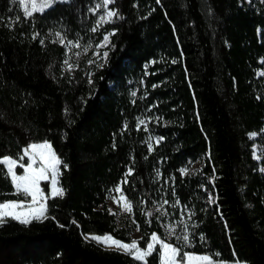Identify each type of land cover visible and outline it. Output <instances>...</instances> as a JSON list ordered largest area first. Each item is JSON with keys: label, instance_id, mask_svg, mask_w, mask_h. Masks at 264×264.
<instances>
[{"label": "trees", "instance_id": "trees-1", "mask_svg": "<svg viewBox=\"0 0 264 264\" xmlns=\"http://www.w3.org/2000/svg\"><path fill=\"white\" fill-rule=\"evenodd\" d=\"M97 4L54 0L28 18L18 0H0V157L48 141L68 165L63 197L46 202L48 219L0 226V264H139L86 239L133 240L132 219L110 215L107 198L130 168L123 188L134 204L180 201L151 226L135 210L141 247L152 232L166 239L161 225L187 206L192 246L172 244L216 263L264 264V174L251 138L264 131V1L114 0L118 17L92 32ZM111 31L103 67L72 55L78 67L66 70L56 33L65 43L91 42L92 53ZM149 110L159 123L145 131L138 120ZM197 163V172L181 174ZM13 192L0 165V202L23 199Z\"/></svg>", "mask_w": 264, "mask_h": 264}, {"label": "snow or ice", "instance_id": "snow-or-ice-1", "mask_svg": "<svg viewBox=\"0 0 264 264\" xmlns=\"http://www.w3.org/2000/svg\"><path fill=\"white\" fill-rule=\"evenodd\" d=\"M19 6L23 8L25 17H32L34 13L43 12L49 8L54 0H18ZM114 3V0H102V3L97 4V9L103 7L108 9L110 4ZM11 10V9H10ZM113 17H118V12L115 10H107L105 16H101L96 26L91 29L92 32L98 31L101 24L113 23ZM19 17H17V21ZM116 34L115 31L107 32L103 35L102 40L95 45L93 55L95 58L103 59L106 64L108 61V51L100 52V49H108L111 45V37ZM57 40L63 47L66 48L65 60L63 61L66 66V70L71 72L78 65L70 63L71 56L75 55L77 59L81 56L80 51L73 53V49L83 48V53L87 54L89 50L93 49V44L89 42L86 45H81L80 41H67L61 37L60 33H56ZM35 39V36L33 37ZM42 42V41H41ZM56 42V41H53ZM89 59L87 63L92 65L97 63V60ZM175 62V61H174ZM103 64H98V67H103ZM91 75V74H90ZM136 95L135 92L132 93ZM139 126H142L147 131V123L143 119L138 120ZM127 128V125H125ZM139 130V127L137 128ZM159 140L157 141V143ZM115 147V145H114ZM149 152L152 151V145L149 144ZM25 158L27 163H24ZM67 169L68 165L64 164L62 160L57 156L52 145L48 141L42 143H32L26 146L22 150V155L18 158H12L9 156L0 157V165L6 168L7 177L10 178L12 186L14 188L13 195L17 197H23V199H17L12 201L0 202V226L8 222V220L16 221L21 225H30L33 221L42 222L48 219L47 203L49 198L63 197L64 189L59 186V177L61 176V165ZM23 169L22 174H18L16 169ZM182 175L188 173L187 168L180 169ZM133 170L130 168L125 174L123 181L118 183L113 189L109 190V197L117 207L120 208L121 213H126L132 217V223L135 225L136 230L140 231V224L136 221V209L141 211L140 215L145 217V222L151 226L152 218L154 214L157 221H160L162 217L169 215L167 206L179 207V199L169 202L168 199L162 201H151L153 209H148V200H142L139 204H134L133 201L125 194L123 185L128 184V176L132 175ZM160 176V173H157ZM42 181H50V196L45 194V191L41 188ZM173 195L175 192L173 191ZM184 211L188 213V220H191L194 212L189 210L187 206H184ZM110 215L116 216L117 213L112 209H108ZM75 223V221H73ZM183 225L182 234L177 233V227ZM162 227L166 229L167 235L173 236L176 240L182 241L184 247H191V233L188 231L189 225L185 221L184 215L181 214L179 220L176 223L162 224ZM64 227V225H60ZM192 227H196L195 224ZM86 239L96 242L106 248H115L116 251L122 252L130 256L134 261L139 264H148V258L154 254L158 257L159 264H216L215 256L207 254H195L188 251H184V247L177 246L175 244L167 242L156 232H152L144 246H140L139 240H131L130 242L121 241L111 234L105 235H91ZM204 239L203 236L200 237ZM218 255V254H216Z\"/></svg>", "mask_w": 264, "mask_h": 264}, {"label": "rangeland", "instance_id": "rangeland-1", "mask_svg": "<svg viewBox=\"0 0 264 264\" xmlns=\"http://www.w3.org/2000/svg\"><path fill=\"white\" fill-rule=\"evenodd\" d=\"M249 3H256V2H261V1H264V0H247ZM102 3V0H99V4ZM107 10H111L108 6V9H105L103 7L97 9V13L100 14L99 16V19L101 16H105L106 15V11ZM113 19V18H112ZM99 21V20H98ZM105 24H101L100 27L104 26ZM80 51L81 52V56L80 58H86L87 60L89 59H93L95 58L94 55H93V52L91 53L90 51H88L87 54H84L83 53V48L81 49H74V51ZM106 51V49H100V52H104ZM97 60V63H93V64H101L104 60L103 59H99V58H95ZM149 74V73H148ZM259 76L263 77L264 78V70L260 71L259 73ZM141 119L145 120L146 123H147V129L148 131H150V129L153 127L152 124H158L159 121L158 119H153V117L150 115V110L149 111H146L143 116L141 117ZM152 138V136H150ZM251 138L254 140L255 142V146L253 148V153H254V157L255 159L261 163V166H260V169L261 171L263 172L264 174V131L260 134H252L251 135ZM158 141V138L154 137L152 138V144L154 143H157ZM199 168V163L195 164L191 170H188V173L187 174H190V173H195L197 172ZM59 179V178H58ZM44 183H47L49 185V190H50V181H42L41 182V188L44 190L42 184ZM47 195V193H45ZM50 196V192L48 194ZM47 202V201H46ZM108 208L109 209H112L114 212L117 213L116 217L119 219V221H122L123 219H129L131 221L132 217L129 216L128 214L126 213H121L120 211V208L117 207L116 204L113 203V201L110 199L109 202H108ZM184 215V218H185V221L188 222V214L186 215V213L183 214ZM164 231H165V236H166V240L167 242L171 243V239L173 238V236H169L167 235V232H166V229L164 228ZM140 239V234L137 230H134L133 231V240H139ZM109 249H113V250H116L115 248H109ZM216 264H223V263H216Z\"/></svg>", "mask_w": 264, "mask_h": 264}]
</instances>
